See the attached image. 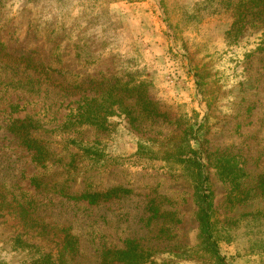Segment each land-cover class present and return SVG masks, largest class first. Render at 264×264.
Segmentation results:
<instances>
[{"label": "rangeland", "instance_id": "rangeland-1", "mask_svg": "<svg viewBox=\"0 0 264 264\" xmlns=\"http://www.w3.org/2000/svg\"><path fill=\"white\" fill-rule=\"evenodd\" d=\"M89 1L0 0L2 39L20 42L51 67L44 75L0 58V182L22 201L36 199L45 222H65L91 236L94 250L98 243L122 248L133 240L155 264H211L198 246L191 181L164 159L166 149L181 144L188 119L203 121L221 252L232 264H263L264 189L242 199L218 167L222 157L240 158L249 188L264 174V29L255 10L248 8L243 18L240 0H117L106 13L99 1ZM41 14L45 24L38 26ZM56 30L59 50L48 40ZM85 35L92 40L88 59V43L72 44ZM89 77L146 81L169 120L147 115L130 100L132 116L119 111L104 129L64 125L79 99L100 92L91 85L67 92ZM27 118L34 136L50 140L54 160L37 162L5 129L8 121ZM141 142L154 158L136 155ZM83 144L92 147L89 155L78 148ZM35 176L42 187L31 184ZM66 180L78 196L83 188L112 194L96 203L73 199L57 185ZM0 207V264H30L38 249L14 248L18 221ZM33 235L23 239L56 250L59 238ZM93 260L100 262L98 255Z\"/></svg>", "mask_w": 264, "mask_h": 264}, {"label": "trees", "instance_id": "trees-1", "mask_svg": "<svg viewBox=\"0 0 264 264\" xmlns=\"http://www.w3.org/2000/svg\"><path fill=\"white\" fill-rule=\"evenodd\" d=\"M32 2H39L40 0H31ZM96 1H99L100 10H104L106 13H112L111 5L117 0H90L91 6L96 5ZM81 2V0H79ZM241 7L239 13L244 18V11H249L248 8L255 10V16L261 20V24L264 29V0H249L245 3L244 0H240ZM245 15H248L246 12ZM38 26L45 24V18L41 14L37 19ZM34 31H38L35 26ZM36 37V35H34ZM62 36L60 30H56L48 36V40L55 45V48L59 50L60 40ZM84 40L89 45L83 50L84 59H88V54L91 51V39L88 36L80 37L72 44H79ZM59 41V42H58ZM59 43V44H58ZM79 50L81 46H77ZM57 50V51H58ZM35 51L29 50L21 45L20 42L16 44H10L8 40H3L0 36V58L13 60L17 64H24L27 68L37 72H41L44 75H50L51 67L45 66V63L34 55ZM79 54L81 52L79 51ZM77 54V56H79ZM31 78V77H30ZM51 78V77H49ZM110 79V80H109ZM108 80H102L97 82L93 78H87L82 82H72L67 92H75L77 89H81L84 85H91L89 89H100L99 93L88 94L77 101V106L74 108V112L65 117L69 118L68 122L64 118V125L68 127L79 125H90L104 129L105 122L109 116L124 111L127 115L132 116V111L128 108V101L134 100L141 109L151 117H162L169 120V116L166 111L161 107L160 102L152 97L148 90V84L144 80H116L109 78ZM115 79V80H114ZM58 84V82H56ZM82 86V87H81ZM86 86V87H87ZM25 89V88H24ZM74 89V90H73ZM97 90H95L96 92ZM19 106V105H17ZM27 119H13L7 122L5 129L9 132L19 136L20 145H23L33 153V159L37 162L46 163L52 161L57 156V152L51 150L47 141H50L47 137L38 138L33 135L36 130H32L31 123ZM203 127L204 122H194L187 120V126L182 133V142L177 147L172 149H166L164 153V159L177 165V168L182 171V174L188 176L193 187V198L196 209V217L199 222V250L203 251L209 258L211 264H232L229 258L221 252L219 238L217 236V230L215 226V209L212 200V191L210 188V176L208 172V165L206 159V153L203 147ZM51 130V129H50ZM49 129H45L48 133ZM79 142V141H78ZM80 143H83L80 141ZM90 144V143H85ZM78 147V146H77ZM81 151H85L88 155L91 152L92 147L83 144L82 148L78 147ZM59 152L58 155H61ZM136 155L144 158H154L152 150L147 149L145 144L141 142L138 146ZM235 156L222 157L218 160V167L220 174L229 180L233 188L238 189L237 194L240 198L245 199L252 193L257 192L260 189H264V174H262L257 180L254 187H247L245 180L248 176L242 160H239ZM74 167H78L75 162ZM74 174H69L64 177L72 178ZM77 175V173H76ZM89 179L84 178L83 183ZM73 181V180H71ZM65 182L57 181V185L62 187V191L65 196L69 195L73 199L87 200L89 203H96L99 199L106 200L112 194L109 193H96L90 189L83 188L79 196L73 186ZM0 182V204L6 207L9 215L18 221L13 225L14 236L12 242L15 249L18 248H36L39 255L31 254L32 260L30 264H155L149 256V251L142 248L136 241H130L125 247L122 248H110L105 242L98 243L94 250V243L90 240L91 236H87L85 233L73 232V227L67 225L65 222L49 221L45 222L43 208L38 206L36 199H33L30 203L20 200L14 190H7L6 186ZM31 184L35 188L42 187V182L33 177ZM13 185V184H12ZM46 185V183H45ZM77 195V196H76ZM244 197V198H243ZM1 215V207H0ZM30 233H34L33 236L53 235L60 240L56 242L55 251L42 250L40 245L35 243H29L23 239L24 236H28ZM83 236L86 239H83ZM27 240V239H26ZM94 250V251H93ZM16 251V250H15ZM99 256V261L93 260L94 256ZM7 263V262H6ZM25 264V263H24ZM264 264V263H263Z\"/></svg>", "mask_w": 264, "mask_h": 264}]
</instances>
